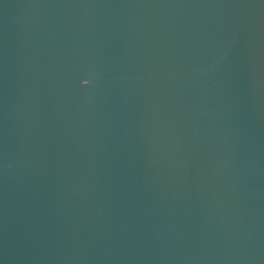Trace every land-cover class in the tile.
Returning <instances> with one entry per match:
<instances>
[{
  "label": "water",
  "instance_id": "water-1",
  "mask_svg": "<svg viewBox=\"0 0 264 264\" xmlns=\"http://www.w3.org/2000/svg\"><path fill=\"white\" fill-rule=\"evenodd\" d=\"M0 264H264V0H0Z\"/></svg>",
  "mask_w": 264,
  "mask_h": 264
}]
</instances>
